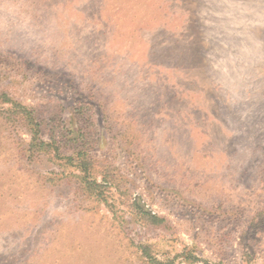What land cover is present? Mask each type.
Returning <instances> with one entry per match:
<instances>
[{"label":"rangeland","instance_id":"rangeland-1","mask_svg":"<svg viewBox=\"0 0 264 264\" xmlns=\"http://www.w3.org/2000/svg\"><path fill=\"white\" fill-rule=\"evenodd\" d=\"M0 264H264V0H0Z\"/></svg>","mask_w":264,"mask_h":264}]
</instances>
